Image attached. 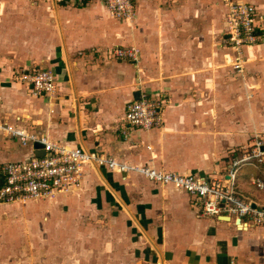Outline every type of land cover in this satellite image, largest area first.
<instances>
[{"label":"crops","instance_id":"crops-1","mask_svg":"<svg viewBox=\"0 0 264 264\" xmlns=\"http://www.w3.org/2000/svg\"><path fill=\"white\" fill-rule=\"evenodd\" d=\"M243 1L264 14V0ZM135 4L124 20L103 0H0V123L130 165L226 179L264 138V31L236 68L221 43L223 0ZM129 46L138 62L115 56ZM33 67L54 71L53 93L21 80ZM143 95L162 100L160 127L128 125L126 105ZM40 148L0 128V167ZM257 178L264 161L253 157L235 188L264 205ZM0 264H264V225L201 214L192 195L136 171L88 167L75 193L0 204Z\"/></svg>","mask_w":264,"mask_h":264},{"label":"built area","instance_id":"built-area-1","mask_svg":"<svg viewBox=\"0 0 264 264\" xmlns=\"http://www.w3.org/2000/svg\"><path fill=\"white\" fill-rule=\"evenodd\" d=\"M87 0H77L84 3ZM110 13L124 20L135 17V0H103ZM227 7L225 19L227 30L221 38L223 46L234 52L232 65L241 68L246 45L256 44L264 31V14L258 7L243 0H223ZM120 59L139 61V49L135 46L118 47L114 50ZM21 80L27 83L34 95H49L57 88L53 70L33 67L23 71ZM126 121L129 126L153 129L164 123V105L161 99L141 96L126 105ZM0 128L18 138L22 145H41L40 153L34 152L26 160L9 161L1 165L3 183L0 185V204L16 201L54 198L59 194L75 193L83 182L88 167H107L111 171H136L151 181L172 185L195 197L198 211L208 216L232 221L241 229L264 225V205H254L242 200L235 188L238 167L253 157L264 161V138H259L251 153L237 158L226 179L198 173H178L157 168L150 164L130 165L118 161L100 151L75 147L52 139L47 134L29 130L25 126L12 127L7 123ZM258 187L264 189V181L256 179Z\"/></svg>","mask_w":264,"mask_h":264}]
</instances>
